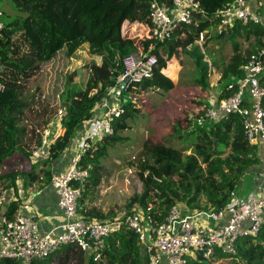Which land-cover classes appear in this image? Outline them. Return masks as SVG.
<instances>
[{"label":"trees","instance_id":"trees-1","mask_svg":"<svg viewBox=\"0 0 264 264\" xmlns=\"http://www.w3.org/2000/svg\"><path fill=\"white\" fill-rule=\"evenodd\" d=\"M11 1L23 17L3 23L0 29V165L15 152L25 155L27 160L32 158L34 148L40 145L41 132L57 110L64 108L66 116L61 134L47 146L50 155L41 161L43 165L37 162L27 172L0 174V193L9 188L17 193L19 183L23 190L34 184H50L53 176L50 162L66 152L74 139L84 132L86 123L95 114L96 105L123 71L122 60L137 50L136 38L142 35L144 50L152 45L151 54L156 58L152 75L138 85L140 92L146 94L139 95L137 102L128 101L124 114L113 123L114 134L98 141L95 150L82 155L80 166L88 170L89 179L79 204L80 214L88 220L103 221L116 216L112 210L89 209L83 205L89 192L102 184L99 169H102L101 160L108 144L123 141L121 133L128 130L129 121L140 114V98L148 93L163 97L176 87V76L185 60L187 47L195 45L201 33H204V39L208 37L203 50L207 52L212 71H217L219 77L212 87L207 66L202 63L203 55L195 46V82L202 91L212 93L214 101L199 102L201 110L193 118L231 96L244 77L242 68L248 59L264 51V22L244 25L235 21L229 29H218L214 11L233 0H196L207 15H196V25L182 26L164 41L148 36L151 0ZM160 1L170 4V0ZM263 2L257 0L256 11L260 15ZM210 42L215 43L216 50L210 49ZM224 43L230 46L227 59L222 54ZM85 44L89 56L99 62L89 65L83 89L69 82L59 97V106L51 104L43 98L37 84L42 66L59 52H64L68 59L73 57ZM260 82L264 87V74ZM262 108L264 110V99ZM173 133L184 143L193 136L195 141L180 150L160 141L146 140L148 159L139 164L136 172L142 191L125 206L126 212L130 213L134 208L146 209L152 204L151 215L156 224L163 222L170 208L177 204L196 211L224 208L230 194L238 189L247 171L259 163L261 156L259 147L245 140L242 119L237 114L225 115L217 121L195 123L193 129L185 131L176 126ZM147 165H151V170L145 174ZM180 188L185 191L181 193ZM18 203L16 200L7 206L8 218L18 209ZM142 248L134 232L124 228L108 238L101 260L93 261L76 246L66 245L46 260H35L31 264H146ZM233 263L264 264V225L256 237L240 239L234 254L218 252L209 260L196 255L186 264ZM1 264L20 262L5 260Z\"/></svg>","mask_w":264,"mask_h":264},{"label":"built area","instance_id":"built-area-1","mask_svg":"<svg viewBox=\"0 0 264 264\" xmlns=\"http://www.w3.org/2000/svg\"><path fill=\"white\" fill-rule=\"evenodd\" d=\"M262 5L264 7V2ZM256 9L251 6L250 0H233L217 8L213 18L218 21L219 30L229 29L235 21L244 25L263 23L264 9L262 15ZM196 15H207L196 0H170V4L151 0L148 36L158 41L167 40L176 29L196 25ZM140 40L141 37L135 40L137 50L122 60L123 71L96 105L95 114L86 123L84 132L74 139L69 165L52 176L50 186L58 197L57 204L65 219L58 227L59 231L42 234L35 217H27L18 209L8 218V189H2L0 264L5 260H15L20 264L43 261L66 245H74L92 257L93 261H98L107 247L108 238L124 228L132 230L137 236L145 253L146 264H186L196 255L209 260L218 252L234 254L240 239L256 237L259 233L264 225V189L246 197H238L232 192L228 204L221 209L185 214L180 205H174L160 224L154 223L152 204L146 209L134 208L133 212H124L103 221L88 220L80 214L79 202L89 179L88 170L80 166L82 155L95 150L98 141L114 134L113 123L124 114L128 101L137 102L139 95L146 94L140 92L138 85L151 77L156 58L151 54L152 45L144 50ZM137 41H140V45H137ZM194 44L204 52V33ZM191 47L188 46L187 50ZM263 56L264 51L251 56L242 68L244 77L239 81L237 90L196 117L194 122L202 124L217 121L228 114L239 115L245 140L259 147L264 181V87L260 82L264 74ZM65 116L66 110L59 108L43 129L40 145L34 148L31 155L34 160H44L50 155L47 146L61 134Z\"/></svg>","mask_w":264,"mask_h":264},{"label":"rangeland","instance_id":"rangeland-1","mask_svg":"<svg viewBox=\"0 0 264 264\" xmlns=\"http://www.w3.org/2000/svg\"><path fill=\"white\" fill-rule=\"evenodd\" d=\"M258 6L259 3L255 0L254 7ZM0 13L2 14L0 16L2 24L23 17V13L14 8L11 0H0ZM140 37H142L141 34ZM207 38L205 37L204 42ZM140 41H137V45H140ZM209 46L212 50L217 49L213 42H210ZM222 47V54L227 59L230 54V46L224 43ZM87 48L86 44L83 45L69 59L65 57L64 52H59L52 61L42 66L37 84L43 98L51 104L59 106V97L69 82L78 89L84 88L89 75V65L94 61L99 62V59L89 56ZM194 48L195 46L191 47L189 51L186 50L185 60L176 76V87L172 91L163 97L148 93L140 98L141 103L138 104L141 109L140 114L136 115L133 121H129L128 130L121 133L123 141L108 144L106 155L101 160L102 169H99L102 184L89 193V198L85 199L86 203L91 200L97 209L112 210L117 213L116 215L126 212L125 206L142 191L136 172L139 171V164L148 159V150L145 148L144 142L146 140L160 141L180 150L193 144L194 136L193 139L184 143L175 136L176 133H173L174 127L177 126V129L182 131L193 129L195 124L193 116L198 110H201L198 103L214 100L212 93L202 91L195 82V63L190 58V54L194 55ZM197 49L199 50L198 46ZM199 53L203 55L202 63L207 66L209 71V83L214 87L219 73L212 71V65L206 56L207 52L201 53L199 50ZM247 99L248 96L245 97V100ZM41 160L33 158L27 160L25 155L15 152L0 165V174L14 171L27 172L34 163L39 162L40 166L43 165ZM150 166L144 167V173L151 170ZM246 179L249 180L248 177ZM242 181H245L244 177ZM186 184L187 182H184V185ZM241 186L242 182H240L238 190L244 195L245 188ZM184 189L178 190L183 193Z\"/></svg>","mask_w":264,"mask_h":264},{"label":"crops","instance_id":"crops-1","mask_svg":"<svg viewBox=\"0 0 264 264\" xmlns=\"http://www.w3.org/2000/svg\"><path fill=\"white\" fill-rule=\"evenodd\" d=\"M250 2L251 6L254 7L255 0H250ZM201 53L203 52L201 51ZM194 56L195 55L190 54V58L193 62H195ZM72 155L73 148L71 145V147L66 152H64L58 159L50 162L49 167L53 175L60 171H63L69 165ZM260 160L258 164H256L247 171L246 175L244 176L245 181H241V187L245 188V194L243 195V192H240V190H238L240 188L235 190V193L238 195V197H246L252 192L257 193L264 189V181L262 179L263 169ZM41 161H43V159ZM246 177L249 178L248 181ZM86 190L88 191V188ZM86 198H89V194L86 196ZM85 199L83 202L84 206L88 207L89 209L92 207H96L93 201L88 200V202L86 203ZM16 200L19 201L18 210L21 211L23 215L27 217H35V220L37 221L39 226V231L42 234L56 233L57 231H59L58 227H60L65 222L63 213L59 209L57 204L58 197L55 194L54 190L51 188L50 184L46 186L34 184L32 186H29L26 190H23L21 184L19 183L17 193L14 191V189L9 188L6 195V202L8 201L9 204L14 203V201ZM180 206L182 207L185 214H192L196 212V209L192 207H188L186 205Z\"/></svg>","mask_w":264,"mask_h":264},{"label":"water","instance_id":"water-1","mask_svg":"<svg viewBox=\"0 0 264 264\" xmlns=\"http://www.w3.org/2000/svg\"><path fill=\"white\" fill-rule=\"evenodd\" d=\"M25 9H26V11H27V10H28V7H27V8H25ZM225 41H226V39L224 40V42H225ZM100 117H101V116H100ZM100 117H99V118H100Z\"/></svg>","mask_w":264,"mask_h":264}]
</instances>
